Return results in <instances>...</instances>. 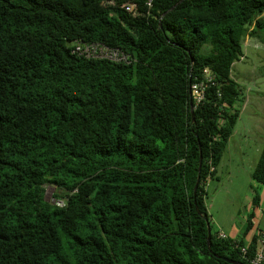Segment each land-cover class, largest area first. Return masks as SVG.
I'll list each match as a JSON object with an SVG mask.
<instances>
[{
    "label": "trees",
    "instance_id": "16d2710c",
    "mask_svg": "<svg viewBox=\"0 0 264 264\" xmlns=\"http://www.w3.org/2000/svg\"><path fill=\"white\" fill-rule=\"evenodd\" d=\"M126 1L0 0V264H251L258 250V188L234 238L215 229L206 185L240 116L242 41L264 42V0ZM79 40L130 62L79 56ZM205 68L217 80L193 116ZM252 177L260 189L264 146Z\"/></svg>",
    "mask_w": 264,
    "mask_h": 264
},
{
    "label": "rangeland",
    "instance_id": "374dc122",
    "mask_svg": "<svg viewBox=\"0 0 264 264\" xmlns=\"http://www.w3.org/2000/svg\"><path fill=\"white\" fill-rule=\"evenodd\" d=\"M261 16L264 17V12ZM242 44L244 55L235 61L231 72L232 78L243 88L234 105L240 116L217 173L206 185L209 212L215 222H222L226 232L234 219L239 224H247L255 187L262 199L253 221L264 229V188L259 189L252 177L264 145V42L246 36ZM55 193L54 185L46 186L48 201H57Z\"/></svg>",
    "mask_w": 264,
    "mask_h": 264
},
{
    "label": "built area",
    "instance_id": "2783aa9c",
    "mask_svg": "<svg viewBox=\"0 0 264 264\" xmlns=\"http://www.w3.org/2000/svg\"><path fill=\"white\" fill-rule=\"evenodd\" d=\"M114 3V1H111ZM143 4L150 8L154 4V0H128L120 4V7L129 13H136L138 7ZM73 52L79 56H83L88 59H107L116 62L129 63L130 57L121 48L112 47L103 42L96 41H76L73 47ZM217 75L210 68H205L201 77L195 79L191 84V97L194 105V109L203 104L207 99L209 87L215 84ZM221 95V94H220ZM59 205H63L62 200L55 201ZM221 236L226 234L219 232ZM259 247L255 255L250 259L251 264H264V232L260 233ZM242 252L247 254L248 246L242 247Z\"/></svg>",
    "mask_w": 264,
    "mask_h": 264
},
{
    "label": "crops",
    "instance_id": "0c3cea01",
    "mask_svg": "<svg viewBox=\"0 0 264 264\" xmlns=\"http://www.w3.org/2000/svg\"><path fill=\"white\" fill-rule=\"evenodd\" d=\"M264 132V131H263ZM264 144V143H263ZM264 146V145H263ZM262 149H263V147H262ZM262 188H264V185H260V189H262ZM250 210L252 211V203H251V205H250ZM258 211H259V209H258ZM236 221V219H234V222H232V224H230L229 225V231H225L226 229H224V225L222 224V222L221 221H217V222H215L214 221V219H212V222H213V224H214V227H215V229L218 231V232H221V233H224V234H226L227 236H231V237H234V238H236V237H239V235H241V234H243V232H244V229H245V227H246V224L244 225V224H239V223H237V221ZM262 232H264V229L263 228H261L260 227V223L253 229V231L250 233V234H248L247 236H246V239L248 240V241H250L251 239H252V237L256 234L257 236H258V241H259V238H260V233H262Z\"/></svg>",
    "mask_w": 264,
    "mask_h": 264
},
{
    "label": "water",
    "instance_id": "95a60500",
    "mask_svg": "<svg viewBox=\"0 0 264 264\" xmlns=\"http://www.w3.org/2000/svg\"><path fill=\"white\" fill-rule=\"evenodd\" d=\"M183 1V0H181ZM180 1V2H181ZM179 2V3H180ZM178 5V3L174 6H172L168 11H166L163 15H166L169 11L173 10L176 6ZM189 106L192 112V115L194 116V105H193V101H192V97H190V102H189ZM202 164H203V154L202 152H200V160H199V175L195 184V188H194V192L196 193L199 183H200V172L202 169ZM208 225V244L209 246H211V240H212V230H211V226H210V222H207ZM225 260H227L229 263H233V264H245L239 260H234V259H229V258H225Z\"/></svg>",
    "mask_w": 264,
    "mask_h": 264
}]
</instances>
